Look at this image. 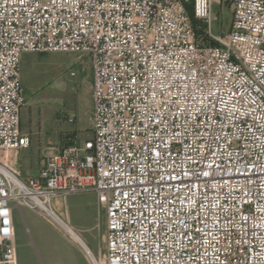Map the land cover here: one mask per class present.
<instances>
[{"label": "built area", "instance_id": "1", "mask_svg": "<svg viewBox=\"0 0 264 264\" xmlns=\"http://www.w3.org/2000/svg\"><path fill=\"white\" fill-rule=\"evenodd\" d=\"M187 4L210 25L212 0H0V264L21 208L90 264H264V0H233L215 46ZM51 52L91 56L93 138L24 178L22 59ZM82 192L107 202L106 252L61 209Z\"/></svg>", "mask_w": 264, "mask_h": 264}, {"label": "rangeland", "instance_id": "2", "mask_svg": "<svg viewBox=\"0 0 264 264\" xmlns=\"http://www.w3.org/2000/svg\"><path fill=\"white\" fill-rule=\"evenodd\" d=\"M232 2L212 0L210 25L200 19L207 26L203 34L207 44L230 33ZM21 69L26 94L22 129L28 145L12 153L16 158L11 167L26 178L39 174L50 148L93 138V66L90 55L51 52L26 55ZM107 208L106 200L95 192L69 195L61 205L95 254L107 251ZM15 216L19 264H90L37 212L21 208Z\"/></svg>", "mask_w": 264, "mask_h": 264}, {"label": "trees", "instance_id": "3", "mask_svg": "<svg viewBox=\"0 0 264 264\" xmlns=\"http://www.w3.org/2000/svg\"><path fill=\"white\" fill-rule=\"evenodd\" d=\"M186 11H187V14L190 17L191 23H192L197 35L204 37L203 34L205 33L204 31L207 28V26L200 19L195 17L193 5L192 4H187L186 5ZM209 45H214L215 46V45H217V43L216 42H212V44H209Z\"/></svg>", "mask_w": 264, "mask_h": 264}, {"label": "crops", "instance_id": "4", "mask_svg": "<svg viewBox=\"0 0 264 264\" xmlns=\"http://www.w3.org/2000/svg\"><path fill=\"white\" fill-rule=\"evenodd\" d=\"M26 55H28V54H25V55L23 56V59H24V57H25ZM23 59H22V60H23Z\"/></svg>", "mask_w": 264, "mask_h": 264}]
</instances>
